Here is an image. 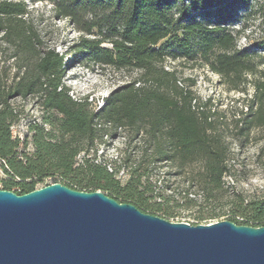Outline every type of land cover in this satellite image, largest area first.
Masks as SVG:
<instances>
[{
  "label": "trees",
  "instance_id": "1",
  "mask_svg": "<svg viewBox=\"0 0 264 264\" xmlns=\"http://www.w3.org/2000/svg\"><path fill=\"white\" fill-rule=\"evenodd\" d=\"M36 1L0 0V160L9 176L1 189L22 194L50 178L76 190H100L145 213L170 215L175 197L150 176L161 162L175 166L173 174L196 163L190 181L202 184L206 199H216L231 169L224 114L209 99L201 101L166 62L205 66L228 90L247 93L250 83L233 128L246 140L252 127L264 129V61L260 67L251 46L238 45L240 30L231 28L252 0H48L53 16L79 33L62 52L47 45L28 18L29 3ZM258 46L264 49V41ZM8 59L15 64L10 75ZM68 60L136 70L137 76L89 107L86 96L73 99L63 83ZM18 97H35L43 112L40 122L28 124L31 153L24 149L27 140L11 132L20 115L11 101ZM119 130L124 146L117 158L98 154ZM227 203V220L264 225V192L253 198L234 193Z\"/></svg>",
  "mask_w": 264,
  "mask_h": 264
},
{
  "label": "water",
  "instance_id": "2",
  "mask_svg": "<svg viewBox=\"0 0 264 264\" xmlns=\"http://www.w3.org/2000/svg\"><path fill=\"white\" fill-rule=\"evenodd\" d=\"M0 264H264V225L170 221L59 182L0 189Z\"/></svg>",
  "mask_w": 264,
  "mask_h": 264
},
{
  "label": "rangeland",
  "instance_id": "3",
  "mask_svg": "<svg viewBox=\"0 0 264 264\" xmlns=\"http://www.w3.org/2000/svg\"><path fill=\"white\" fill-rule=\"evenodd\" d=\"M262 2L263 0H252L249 7L238 11L236 21L231 25L234 30H240L238 45L251 46L254 59L260 67L263 66L264 61V49L258 48V44L264 41V12L260 8ZM29 8L28 18L33 22L44 42L53 46L55 50L64 51L65 44L71 43L78 37V31L71 24L53 16L51 3L48 0L29 3ZM10 51L11 49H7L6 54ZM6 63L10 75L15 71L14 60L8 59ZM166 65L176 71L178 77L201 101L209 99L212 107L224 114L225 123L221 127V132L230 146L231 154L228 162L231 169L230 173L222 178V188L216 190L217 198L206 199L201 190L202 184L190 181L192 172L199 169L198 164L186 167L182 173L173 174L176 168L170 162L159 163L158 168L152 172L150 180L157 181L158 187H164L162 193L174 196L176 201L168 202L172 212L170 215L161 212H158V215L170 221L190 224H206L226 219L229 215L227 201L234 193L253 198L261 196L264 192V129L252 127L246 140L237 136L233 128V116L244 109L245 99L252 93V85L247 84V93L228 90L226 85L220 82L219 76L205 66L183 59H169ZM136 76V70L117 71L88 62L68 60L63 83L73 99L86 96L91 101L92 105L89 106L91 107L101 104L102 98L112 89ZM251 78L252 76L249 75L248 79ZM11 105L20 112L18 121L11 126L12 136L26 139L25 152L31 153L33 148L27 128L33 121L40 122L42 109L35 97L23 99L18 97L11 101ZM123 135L124 131L119 130V136L109 140L111 143L108 147L104 148L101 144L105 157L111 158L115 154H120L124 146ZM132 159L136 161L138 154L133 153ZM1 164L0 160V189L3 185L2 180L9 178ZM122 176V179L126 178V174ZM51 181L50 178H46L42 182H36L35 188L49 184Z\"/></svg>",
  "mask_w": 264,
  "mask_h": 264
},
{
  "label": "built area",
  "instance_id": "4",
  "mask_svg": "<svg viewBox=\"0 0 264 264\" xmlns=\"http://www.w3.org/2000/svg\"><path fill=\"white\" fill-rule=\"evenodd\" d=\"M102 152L104 153V150H103V149H100V150L98 151V154H100V153H102ZM117 156H118V155L115 154V155H114L113 157H111V158H117Z\"/></svg>",
  "mask_w": 264,
  "mask_h": 264
}]
</instances>
